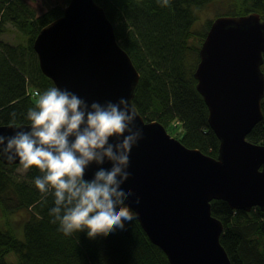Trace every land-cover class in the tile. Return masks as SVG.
I'll use <instances>...</instances> for the list:
<instances>
[{
  "label": "water",
  "instance_id": "95a60500",
  "mask_svg": "<svg viewBox=\"0 0 264 264\" xmlns=\"http://www.w3.org/2000/svg\"><path fill=\"white\" fill-rule=\"evenodd\" d=\"M201 45L193 75L219 141L216 156L186 146L160 121L147 120L137 110L133 97L140 73L95 0H68L33 42L41 70L56 87L89 104L125 98L135 106L143 139L131 150V175L121 187L132 190L125 202L170 264H232L220 243L223 223L212 214L211 200H225L232 209L264 210V143L246 138L263 117L264 18L257 11L219 15ZM30 124H0V134L30 131ZM0 159L20 163L18 157ZM99 167L111 163H93L84 179L91 180Z\"/></svg>",
  "mask_w": 264,
  "mask_h": 264
},
{
  "label": "trees",
  "instance_id": "16d2710c",
  "mask_svg": "<svg viewBox=\"0 0 264 264\" xmlns=\"http://www.w3.org/2000/svg\"><path fill=\"white\" fill-rule=\"evenodd\" d=\"M96 1L139 70L133 97L137 110L166 130L172 126L170 134L186 146L216 156L219 141L193 75L198 51L213 17L257 11L264 18V0H228L226 10L203 22L202 10L215 0H168L167 5L163 0ZM65 2L38 15L27 0H0V32L10 22L24 36L16 45L0 40V124L30 123L27 113L39 96L31 97L28 87L40 94L55 87L40 70L33 40L42 26L61 15ZM196 23L203 26L196 28ZM261 109L262 119L247 134L258 143H264V97ZM19 165L0 159V264H170L137 217L126 222V230L107 236L90 238L87 230L65 235L50 214L54 190L44 194L35 186L43 173L31 167L19 176ZM211 211L223 223L220 243L232 264H264V210L232 209L225 200L213 199ZM9 251L15 252V262L5 259Z\"/></svg>",
  "mask_w": 264,
  "mask_h": 264
},
{
  "label": "clouds",
  "instance_id": "9594fccd",
  "mask_svg": "<svg viewBox=\"0 0 264 264\" xmlns=\"http://www.w3.org/2000/svg\"><path fill=\"white\" fill-rule=\"evenodd\" d=\"M38 96L27 113L30 131L0 134V155L10 162L18 157L25 169L36 167L43 173L35 178V186L44 194L54 190L50 214L65 235L87 230L88 237L95 238L126 230L136 213L125 203L132 190L121 186L131 175V150L143 139V129L135 124V106L125 98L89 104L59 87ZM106 161L110 168L99 167L91 180L84 179L90 165Z\"/></svg>",
  "mask_w": 264,
  "mask_h": 264
},
{
  "label": "rangeland",
  "instance_id": "374dc122",
  "mask_svg": "<svg viewBox=\"0 0 264 264\" xmlns=\"http://www.w3.org/2000/svg\"><path fill=\"white\" fill-rule=\"evenodd\" d=\"M28 3L34 8L36 14H41L46 11L48 8L65 2L66 0H27ZM228 0H215L202 10V14L200 15V21L203 22L209 14L214 15L226 10V4ZM63 10V7H62ZM4 30L0 32V40L12 43L14 45L18 43H22L24 40V36L16 29L12 23L7 22L4 25ZM39 97H37L38 99ZM167 131L173 134L172 126L167 127ZM27 169H25L22 165H19L15 168V173L19 176H24ZM18 215V214H16ZM5 259L9 262H15L16 255L14 251H9L5 254Z\"/></svg>",
  "mask_w": 264,
  "mask_h": 264
},
{
  "label": "bare ground",
  "instance_id": "6f19581e",
  "mask_svg": "<svg viewBox=\"0 0 264 264\" xmlns=\"http://www.w3.org/2000/svg\"><path fill=\"white\" fill-rule=\"evenodd\" d=\"M96 1V0H95ZM67 2H68V0H67ZM67 2H65V4H64V6L67 4ZM97 2V1H96ZM98 3V2H97ZM99 4V3H98ZM63 6V7H64ZM62 14V13H61ZM238 14H240V13H238ZM238 14H227L226 13V15H238ZM261 14V13H260ZM219 15H224V14H222V13H220V14H218V15H216L215 17H217V16H219ZM60 16V15H59ZM215 17H213L212 19H214ZM261 17H262V15H261ZM57 18V17H56ZM56 18H54V19H56ZM263 18V17H262ZM53 19V20H54ZM52 21V20H51ZM50 21V22H51ZM212 21V20H211ZM50 22H48V23H50ZM47 23V24H48ZM46 24V25H47ZM197 24V25H196ZM195 24V27L196 28H200L201 26H203L202 24H198V23H196ZM45 26V25H44ZM43 27V26H42ZM41 27V28H42ZM40 28V29H41ZM204 28H206V26L204 27ZM39 29V30H40ZM208 29H209V27L207 28V31H208ZM207 31H206V33H205V36H206V34H207ZM39 32V31H38ZM37 32V33H38ZM205 36H204V38H205ZM36 37V36H35ZM117 38V37H116ZM35 39V38H34ZM118 40V39H117ZM204 40V39H203ZM2 41V40H1ZM33 42H34V40H33ZM119 42V41H118ZM9 43V42H8ZM202 46V45H201ZM201 46H200V48H201ZM33 48H34V46H33ZM200 48H199V50H200ZM34 50H35V48H34ZM35 52H36V50H35ZM36 54H37V52H36ZM129 54V53H128ZM198 55H199V51H198ZM130 56V55H129ZM131 57V56H130ZM37 59H38V64H39V58H38V54H37ZM132 59V58H131ZM133 61V60H132ZM198 63V62H197ZM197 63H196V66H197ZM135 65V64H134ZM196 66H195V68H194V71H195V69H196ZM39 67H40V64H39ZM261 67H262V65H261ZM137 68V67H136ZM40 70H41V68H40ZM263 70V69H262ZM42 71V70H41ZM139 71V70H138ZM194 71H193V74H194ZM42 73H43V71H42ZM44 74V73H43ZM45 75V74H44ZM47 76V75H46ZM48 77V76H47ZM50 78V77H49ZM52 80V79H51ZM53 81V80H52ZM54 83V82H53ZM54 86L56 87V85L54 84ZM197 90V89H196ZM27 93L31 96V97H33V98H35V97H37L38 96V93H40V91H39V89L38 88H30V87H28V90H27ZM200 94V93H199ZM263 99V98H262ZM262 101V100H261ZM207 107V106H206ZM208 111V110H207ZM246 138H247V136H246ZM248 139V138H247ZM249 140V139H248ZM204 152V151H203ZM206 153V152H205ZM208 154V153H207ZM210 155V154H209ZM19 164V163H18ZM1 214V213H0ZM167 256V255H166ZM169 261V260H168Z\"/></svg>",
  "mask_w": 264,
  "mask_h": 264
}]
</instances>
